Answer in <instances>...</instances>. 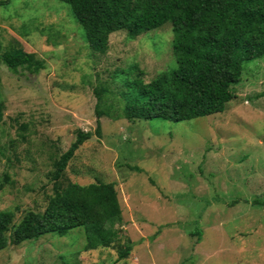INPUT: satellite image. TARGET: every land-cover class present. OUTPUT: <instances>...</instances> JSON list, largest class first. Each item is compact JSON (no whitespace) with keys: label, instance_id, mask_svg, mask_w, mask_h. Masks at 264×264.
<instances>
[{"label":"rangeland","instance_id":"374dc122","mask_svg":"<svg viewBox=\"0 0 264 264\" xmlns=\"http://www.w3.org/2000/svg\"><path fill=\"white\" fill-rule=\"evenodd\" d=\"M71 8L56 0H8L0 41L44 60L39 74L0 65V211L15 223L43 212L54 158L92 132L63 182L115 183L122 209L115 247L84 251L83 229L0 251V264H264V56L243 63L223 113L192 121L100 119L94 89L138 64L147 82L177 67L171 25L129 40L110 36L95 54ZM116 87V88H115ZM115 99H117L115 97ZM21 125H27L21 130ZM201 231V238L192 236ZM133 243L119 260L118 246Z\"/></svg>","mask_w":264,"mask_h":264},{"label":"trees","instance_id":"16d2710c","mask_svg":"<svg viewBox=\"0 0 264 264\" xmlns=\"http://www.w3.org/2000/svg\"><path fill=\"white\" fill-rule=\"evenodd\" d=\"M56 1L70 6L95 54H107L114 33L123 31L127 39L135 40L143 33L171 25L175 69L147 82L140 66L132 64L116 71V90L110 85L94 89L99 136L103 117L179 123L223 113L235 97L232 86L241 79L243 63L264 56V0ZM6 4L8 0H0V6ZM0 65L15 74L20 70L39 74L46 68L45 61L35 54L16 46L5 49L1 41ZM2 110L0 102V113ZM20 128L26 130L27 125ZM75 134L70 148L54 158L50 174L53 194L45 210L28 211L17 223L13 211H0V251L48 234L64 237L75 229L84 230V251L115 247L114 238L122 222L115 183L96 179L80 185L62 180L76 152L93 136L82 130ZM254 203L264 207L258 200ZM192 236L199 240L201 231ZM132 250L130 240L119 245V260L127 259ZM63 259L69 264L70 259Z\"/></svg>","mask_w":264,"mask_h":264}]
</instances>
